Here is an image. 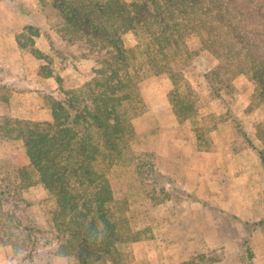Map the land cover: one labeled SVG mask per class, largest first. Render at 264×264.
I'll list each match as a JSON object with an SVG mask.
<instances>
[{
    "label": "rangeland",
    "instance_id": "1",
    "mask_svg": "<svg viewBox=\"0 0 264 264\" xmlns=\"http://www.w3.org/2000/svg\"><path fill=\"white\" fill-rule=\"evenodd\" d=\"M53 1L0 0V18L6 11L26 18L15 34L24 52L15 69L26 71L18 70L14 76L21 80L38 63L40 78L50 73L81 84L95 60L84 58L83 45L68 46L62 41L61 35L68 39L60 32L65 20L53 8ZM122 40L127 49L135 45L131 33ZM189 48L198 47L191 42ZM216 64L207 52H197L184 67V78L195 95L187 102L192 105L191 116L180 122L168 100L172 84L166 74L146 73L139 83L143 106L130 118L134 134L125 138L121 155L106 169L113 195L109 215L123 238L118 250L125 264H249L241 250L245 240L250 244L252 264V250L259 247L258 238L264 240V224L255 230L251 226L264 220V167L258 156L259 150L264 153V104L243 74L231 79L222 99H216L204 78ZM1 73L2 79L7 78L10 70ZM15 81L1 85L0 104L7 103L12 88L20 90ZM53 86L55 89L41 90L48 110V98L62 97L57 85ZM0 109V191L5 178L27 184L14 218L40 233L35 234L34 249L27 248L24 235L14 228L9 205L0 196V264H29L22 260L28 253H32L31 264H80L69 246L60 250L52 217L56 199L39 182L25 158L24 142L17 137L23 129L21 123L28 121L15 119L7 107ZM237 124L255 150L244 142ZM22 168L26 176L18 175ZM156 172L164 176L166 191L154 178ZM188 189L201 204L167 198L170 193L180 198L174 192ZM185 228L191 234L186 235ZM135 233L140 239L131 242Z\"/></svg>",
    "mask_w": 264,
    "mask_h": 264
},
{
    "label": "trees",
    "instance_id": "2",
    "mask_svg": "<svg viewBox=\"0 0 264 264\" xmlns=\"http://www.w3.org/2000/svg\"><path fill=\"white\" fill-rule=\"evenodd\" d=\"M53 8L65 20L60 32L68 39L61 35L62 41L83 45L84 58L92 57L95 67L81 84L55 76L62 97L48 98L51 121L21 123L17 137L39 182L56 199L52 217L60 250L69 246L80 264H125L118 250L123 238L109 215L113 195L106 169L121 155V143L134 134L130 118L143 106L141 79L146 73L166 74L173 114L178 122L187 120L192 109L188 98L192 101L195 94L183 69L197 52H207L217 62L204 74L216 99H222L231 79L243 74L264 104V0H54ZM126 33L134 37L130 49L122 40ZM191 42L198 48L190 49ZM237 128L255 150L245 131ZM258 156L264 167L263 151ZM21 174L26 176V169ZM154 178L165 190L164 176L156 172ZM1 184L0 196L9 205L14 228L24 235L26 247L34 249L39 230L14 218L27 184L6 178ZM174 193L180 198L171 193L167 198L202 203L186 192ZM262 224L264 220L251 226L255 230ZM139 239L135 233L129 240ZM241 250L250 264L248 240ZM31 254L22 260L31 264Z\"/></svg>",
    "mask_w": 264,
    "mask_h": 264
},
{
    "label": "crops",
    "instance_id": "3",
    "mask_svg": "<svg viewBox=\"0 0 264 264\" xmlns=\"http://www.w3.org/2000/svg\"><path fill=\"white\" fill-rule=\"evenodd\" d=\"M23 13H25V11ZM25 23L26 18L16 14L14 11L10 13L6 11L2 18H0V91L2 89L1 85L5 83H11V81L14 82V80H16L15 83H20V90L12 88L7 103L0 104V106L9 108L10 114L15 119L28 122H49L52 119L51 112L44 103V99L42 98L44 92L41 90L48 88L55 89L53 86L54 83L56 84L54 77L50 75L44 76L45 78H40L38 75V63H36L34 69L30 70L29 68L30 73H28L29 70L27 71L30 77L27 73L21 80H18L16 76H14L18 70L26 71V68L23 67L15 69L16 66L20 64L21 57L24 55L23 48L17 43L15 34L19 32L18 29L20 27L22 28ZM28 55L29 54H27V56ZM16 61L18 64H16ZM2 69L10 70V74H8L9 76L7 78H1ZM2 115L3 111L0 109V117H2ZM186 193L192 194L189 189L186 190ZM184 233L189 235L191 234V230L185 228ZM258 244L259 247L252 250L254 254L252 264H264V240L261 237L258 238ZM182 254L184 253L182 252ZM184 256L182 255V257ZM187 259L188 257L186 260ZM182 261L185 260L182 258ZM220 264H224V261Z\"/></svg>",
    "mask_w": 264,
    "mask_h": 264
}]
</instances>
